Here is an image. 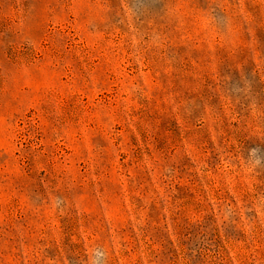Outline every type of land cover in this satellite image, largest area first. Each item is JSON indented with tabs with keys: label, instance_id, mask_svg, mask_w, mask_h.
<instances>
[{
	"label": "rangeland",
	"instance_id": "rangeland-1",
	"mask_svg": "<svg viewBox=\"0 0 264 264\" xmlns=\"http://www.w3.org/2000/svg\"><path fill=\"white\" fill-rule=\"evenodd\" d=\"M0 264H264V0H0Z\"/></svg>",
	"mask_w": 264,
	"mask_h": 264
}]
</instances>
